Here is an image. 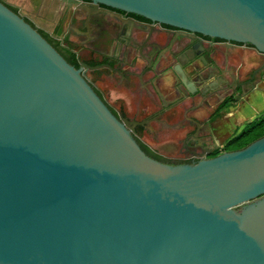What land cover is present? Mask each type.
I'll return each mask as SVG.
<instances>
[{
	"label": "water",
	"instance_id": "95a60500",
	"mask_svg": "<svg viewBox=\"0 0 264 264\" xmlns=\"http://www.w3.org/2000/svg\"><path fill=\"white\" fill-rule=\"evenodd\" d=\"M213 73L161 115L150 77ZM264 0H0V264H264Z\"/></svg>",
	"mask_w": 264,
	"mask_h": 264
},
{
	"label": "flooded vegetation",
	"instance_id": "af4514ba",
	"mask_svg": "<svg viewBox=\"0 0 264 264\" xmlns=\"http://www.w3.org/2000/svg\"><path fill=\"white\" fill-rule=\"evenodd\" d=\"M210 78H213V73L207 50L202 43H189L187 52L166 61L163 75L150 77L160 114L174 111L182 99L199 97L202 89L210 87ZM238 100L239 97L230 101L236 103ZM230 101L218 103V114L204 120L209 131L222 132L228 128L222 120L229 112H224V117L220 114L231 105ZM216 151L206 156L217 154Z\"/></svg>",
	"mask_w": 264,
	"mask_h": 264
},
{
	"label": "trees",
	"instance_id": "16d2710c",
	"mask_svg": "<svg viewBox=\"0 0 264 264\" xmlns=\"http://www.w3.org/2000/svg\"><path fill=\"white\" fill-rule=\"evenodd\" d=\"M264 135V112L258 117L246 122L236 134L231 136L230 145L222 150H231L245 146L255 138ZM217 150L215 153H219Z\"/></svg>",
	"mask_w": 264,
	"mask_h": 264
},
{
	"label": "crops",
	"instance_id": "0c3cea01",
	"mask_svg": "<svg viewBox=\"0 0 264 264\" xmlns=\"http://www.w3.org/2000/svg\"><path fill=\"white\" fill-rule=\"evenodd\" d=\"M234 107L235 108L231 111L234 114L231 117L233 119V125L232 124H229V126H231L232 128H234L233 134L234 133H237L243 127V125L246 122H248L249 120H252V119L258 117L260 114H262L264 112L263 111L262 113H256V114H253V115L244 117V115H242V113H241V107H240V101L239 100L236 102V105ZM236 109L238 111L240 110L238 114L235 111ZM231 112H229V113H231ZM229 113H227L226 115H228ZM235 114H237V115H235ZM227 124H228V120H227Z\"/></svg>",
	"mask_w": 264,
	"mask_h": 264
},
{
	"label": "rangeland",
	"instance_id": "374dc122",
	"mask_svg": "<svg viewBox=\"0 0 264 264\" xmlns=\"http://www.w3.org/2000/svg\"><path fill=\"white\" fill-rule=\"evenodd\" d=\"M230 106L226 109V110H223L222 112H221V116H222V114H224V112L225 113H227V112H231L235 107V105H236V103L235 102H233V101H230ZM233 105V106H232ZM236 111V113L238 114L239 113V111L236 109L235 110ZM260 113H262V112H260ZM237 114H235V115H237ZM234 114L231 112V113H229L228 115H226L225 116V118L222 120L224 123H226V127L228 126V128H226L225 130H223L222 132H232V134H233V131H234V128H232L231 126H229V124H232L233 125V119L231 118L232 116H233ZM222 117H224V116H222ZM244 117H246V116H244ZM252 118V117H251ZM227 120H228V124H227ZM226 121V122H225Z\"/></svg>",
	"mask_w": 264,
	"mask_h": 264
}]
</instances>
